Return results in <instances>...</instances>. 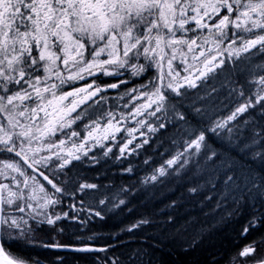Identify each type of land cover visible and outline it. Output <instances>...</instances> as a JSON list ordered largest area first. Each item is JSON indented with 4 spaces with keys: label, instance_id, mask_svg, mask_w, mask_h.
Returning <instances> with one entry per match:
<instances>
[{
    "label": "snow or ice",
    "instance_id": "obj_1",
    "mask_svg": "<svg viewBox=\"0 0 264 264\" xmlns=\"http://www.w3.org/2000/svg\"><path fill=\"white\" fill-rule=\"evenodd\" d=\"M225 101L234 110L213 119ZM154 137L174 151L140 185L188 179L178 187L211 217L184 251L211 243L219 225L243 216L241 235L259 238L212 264H264V0H0V264H43L13 244L71 247L36 237L45 223L69 217L66 199L83 205L90 190H101L83 170L139 156ZM212 137H223L219 147ZM123 171L133 172L130 161ZM136 187L119 186L99 200L104 207H89L88 219L130 212ZM185 191L167 205L177 233L196 220L174 215ZM156 226L145 214L121 228L142 233L145 243L127 259L113 253L99 264H145L146 254L147 264H165L168 233L150 232Z\"/></svg>",
    "mask_w": 264,
    "mask_h": 264
},
{
    "label": "trees",
    "instance_id": "obj_2",
    "mask_svg": "<svg viewBox=\"0 0 264 264\" xmlns=\"http://www.w3.org/2000/svg\"><path fill=\"white\" fill-rule=\"evenodd\" d=\"M252 51H256L253 49ZM259 61L260 57H256ZM123 88V86H122ZM227 92V88L224 89ZM223 99V97H222ZM227 101L220 105L219 109L215 113H210L213 119H222L230 114L231 110H234L235 105H227ZM243 115L237 117V121L231 123H237L242 121ZM146 131V129L144 130ZM235 131V130H234ZM122 134V133H121ZM120 134V135H121ZM212 134L209 133V136ZM221 138L212 137L210 143L214 147H219L222 143ZM151 145V146H150ZM150 145H145L144 149H141V155L128 156L123 163L120 161H110L107 169H99L98 171H89V174H85L83 179L88 182H95L102 185L99 192L93 191L95 199L111 198L112 192L115 191L119 186L124 185L127 187L129 184L135 183L137 185L134 192L128 197L131 201L129 208L131 211L125 210L120 215H114L111 212L105 211V219L102 224L96 223L92 225L91 235L87 240L86 244L106 247L111 244L112 247L106 252L91 253L90 262L99 263L100 260L106 259L108 256H119L121 259H127L128 255L134 252L137 247L145 243V238L142 233L138 231L135 233L122 232L121 228L128 224H131L135 220L139 219L142 215H150L156 227L151 229L150 232L159 235L161 232L168 233L167 239L164 241L166 247L163 249L162 259L165 264H212L213 257L219 258L220 256H227L228 254L234 253L237 247H242L245 243H250L253 239H258L260 233H250L245 239L242 235V227L246 224V219L243 216L232 218L227 225H219L214 231L215 235L212 238V242L207 240L198 243L194 250L184 251V248L188 247L191 243L193 236L201 225H207L211 223V217H206L200 214V209L196 207V201L188 198L187 192L183 188H179L178 185H184L189 183L188 179L178 180L177 182L168 181L165 185L157 186L156 188H145L140 185L139 181L144 178L145 175L150 174L153 167L163 163L165 159L174 151V146L169 141L165 140L163 146H159L155 143V137L150 141ZM153 148L157 150L154 151ZM165 148H169V152H165ZM145 149L147 151H145ZM114 152H118V148H113ZM164 153V155H160ZM146 158H150L148 164L144 163ZM129 161L133 168L132 173L123 171V168L129 167ZM106 189H111L108 191ZM180 191H185L186 203L184 207H181L178 212L174 213L179 221H183L189 215L195 216L196 220L187 225V231L184 228L180 229L177 233L174 228L167 223V213L172 212V209L167 207L172 198L178 196ZM93 205V204H92ZM104 207V206H103ZM119 237V240L115 239ZM54 240H56L54 238ZM79 245V243H76ZM21 246H25L20 244ZM34 250V253L41 259L46 261H53L56 259H48L43 253L36 251L41 246H26ZM67 254H62L64 257ZM73 257V256H70ZM99 257V260H97ZM161 257V253H156L153 259ZM145 264L149 260V255L146 254L143 257ZM59 260V259H58Z\"/></svg>",
    "mask_w": 264,
    "mask_h": 264
},
{
    "label": "flooded vegetation",
    "instance_id": "obj_3",
    "mask_svg": "<svg viewBox=\"0 0 264 264\" xmlns=\"http://www.w3.org/2000/svg\"><path fill=\"white\" fill-rule=\"evenodd\" d=\"M101 78L102 80L109 83L116 82L113 77ZM88 79L90 80L91 78ZM121 86L118 89H107V95L110 98L115 97L118 91H120ZM105 107H108V105L106 104ZM83 171L85 174H89V171L91 170L84 169ZM89 202L90 199L86 198L85 203L81 205L79 200L73 201L71 198L66 199L63 205V210L69 213V217L62 218L61 220L57 221L55 225H47L45 223L42 226V230L37 233V240L50 244L59 243L62 245L71 246H81L87 243V240L91 235L92 225L94 226L96 223H99L98 217L93 216L91 220L88 219L89 216H92V213L88 210L90 206ZM73 204L74 207H70V205ZM82 208L83 211H81ZM73 215L76 216V219L71 218ZM81 220L86 221V223L81 224ZM54 238L56 239L55 243ZM76 243H79V245H77ZM13 250L24 257L37 256L35 253L26 254L29 251V248H26L24 246L22 248L19 244H13ZM36 251L45 254L46 256H48V259H56L53 261H46L45 259H43L46 257H43L41 258L43 264H97L96 262H90L91 258L89 253H70V256L73 257H70L67 254L65 256L68 257L66 258L62 256V254H58V252L50 250L49 248H43L42 246L40 248H37Z\"/></svg>",
    "mask_w": 264,
    "mask_h": 264
},
{
    "label": "water",
    "instance_id": "obj_4",
    "mask_svg": "<svg viewBox=\"0 0 264 264\" xmlns=\"http://www.w3.org/2000/svg\"><path fill=\"white\" fill-rule=\"evenodd\" d=\"M54 249L61 250V251H72V252H77V251L75 250V248H71V247H65V248H54Z\"/></svg>",
    "mask_w": 264,
    "mask_h": 264
},
{
    "label": "rangeland",
    "instance_id": "obj_5",
    "mask_svg": "<svg viewBox=\"0 0 264 264\" xmlns=\"http://www.w3.org/2000/svg\"><path fill=\"white\" fill-rule=\"evenodd\" d=\"M177 64L179 63V61L176 62ZM178 70H181L182 71V66L180 69ZM183 74V73H182ZM26 254H34V250H32L31 248H29V251L26 253Z\"/></svg>",
    "mask_w": 264,
    "mask_h": 264
}]
</instances>
